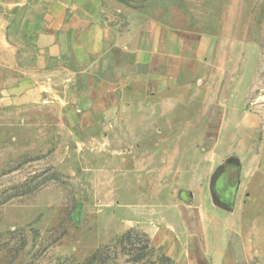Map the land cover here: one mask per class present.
<instances>
[{
	"label": "rangeland",
	"instance_id": "374dc122",
	"mask_svg": "<svg viewBox=\"0 0 264 264\" xmlns=\"http://www.w3.org/2000/svg\"><path fill=\"white\" fill-rule=\"evenodd\" d=\"M97 2L207 43L206 75L145 126L94 124L72 88L0 101V264H264V0Z\"/></svg>",
	"mask_w": 264,
	"mask_h": 264
},
{
	"label": "crops",
	"instance_id": "0c3cea01",
	"mask_svg": "<svg viewBox=\"0 0 264 264\" xmlns=\"http://www.w3.org/2000/svg\"><path fill=\"white\" fill-rule=\"evenodd\" d=\"M105 13L97 0L0 5V101L52 104L59 98L68 104L60 94L72 88L76 112H87L94 124L120 119L145 126L140 110L170 106L177 93L192 90L194 80L206 75L207 43L192 48L160 28L121 30ZM231 162L237 174L231 159L220 170L233 175Z\"/></svg>",
	"mask_w": 264,
	"mask_h": 264
}]
</instances>
